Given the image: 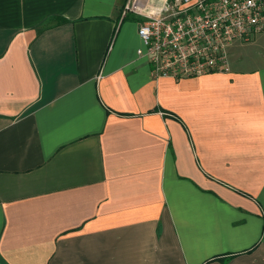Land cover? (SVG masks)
<instances>
[{
	"label": "crops",
	"instance_id": "obj_1",
	"mask_svg": "<svg viewBox=\"0 0 264 264\" xmlns=\"http://www.w3.org/2000/svg\"><path fill=\"white\" fill-rule=\"evenodd\" d=\"M166 1L0 0V264H264V33L154 78Z\"/></svg>",
	"mask_w": 264,
	"mask_h": 264
},
{
	"label": "built area",
	"instance_id": "obj_2",
	"mask_svg": "<svg viewBox=\"0 0 264 264\" xmlns=\"http://www.w3.org/2000/svg\"><path fill=\"white\" fill-rule=\"evenodd\" d=\"M144 17L137 56L152 76L196 78L230 72L229 45L264 33V0H167L159 14Z\"/></svg>",
	"mask_w": 264,
	"mask_h": 264
}]
</instances>
